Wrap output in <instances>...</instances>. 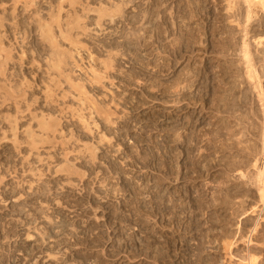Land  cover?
Segmentation results:
<instances>
[{
	"label": "rangeland",
	"instance_id": "1",
	"mask_svg": "<svg viewBox=\"0 0 264 264\" xmlns=\"http://www.w3.org/2000/svg\"><path fill=\"white\" fill-rule=\"evenodd\" d=\"M128 1L0 0V53L4 51L0 55V63L3 64L0 65V264H155L156 261L145 259L144 222L150 219L154 227H159L161 219L155 211V219L154 216L148 217L147 211L145 213L144 187L145 179L151 174V183L156 177L162 180L161 173L166 178L171 177V182L167 178L163 183L157 178L163 188L168 187L169 193L184 186L188 190L192 188L190 191L196 189L191 193L193 199H190L193 200L191 203L195 200L192 204L197 216L191 217L196 228L191 231L193 235L189 232L188 236L191 234L189 239L196 236L195 239L199 237L200 240L204 233L209 242H206L207 249L201 256L193 254L198 243L195 244V239L190 242L191 248L180 244L181 237L187 236L185 231L194 225L191 217L185 218L177 229L180 236H176V243H169V250L164 251L169 253L164 254L166 259L160 260L161 264L165 261V264H200L202 254L207 258L201 259H208L209 264H229L230 261L242 260L245 255V234H242L243 238L238 227H244L246 223L249 226L256 219L254 215L242 218L243 212L250 211L257 201L254 195L255 171L250 162L241 168L247 176L245 179L239 177L237 171L226 174L225 163L221 160L228 156L226 146L236 148L233 149L235 153L246 145H258L257 136L262 127V108L256 92L251 89L244 72H240L242 61L237 53L240 31L228 24L224 0H197V4L190 0H165L162 2L164 5L161 3L164 8L160 9V16L164 15L168 30L180 13L189 16L199 11L198 17L202 15L205 19H201L203 22L198 21V17L193 19L191 29L194 37L199 35L195 38L200 44L196 45L193 55L189 53L180 60L166 83L173 81L186 67L199 68L202 63L213 59L215 72L211 75L214 82L210 94L216 90L215 95L212 93L213 96L210 95L206 101L203 111L200 105L189 106L197 116L205 113L206 123L197 128L202 141L196 154L208 160L201 162L202 167L211 160V170L203 167L192 173L191 165L194 163L183 158L184 150L179 151L180 155L171 162L172 165L166 162L170 166L165 170L167 165L160 163L158 150L162 112L169 111L162 104L165 101L159 92L162 78L157 71L163 56L158 36L162 28L159 26V30L152 33L159 40L152 39L153 43L147 47V24L142 19V11L148 3L156 4L158 0H135L131 4ZM201 5L205 11L200 9ZM117 6L124 8L115 13V17L100 12L104 8L115 11ZM206 13L210 15L206 17ZM172 15L175 19L171 18ZM177 20L174 21L173 37L177 25H181ZM202 25L206 36L200 33ZM258 33L264 36V27L258 29ZM228 46L226 57L221 58L218 54ZM213 49L214 55L211 53ZM215 55L220 57V61L213 57ZM5 56L11 57L6 60V65ZM222 64L228 68L232 65L224 78L220 73ZM257 71L264 90V62L257 65ZM230 88L240 105V111L234 114L239 120L231 119L233 136L226 130L220 131L216 121L223 114H218L214 110L217 108H211L209 102L223 90L229 93ZM9 92L14 93L10 95ZM243 96L247 97L246 100ZM169 98V105H172ZM183 116L185 113L180 114V122L185 118ZM44 122L54 130L46 131ZM32 138L35 139L33 142ZM207 146L211 147L208 151ZM149 155L153 161L147 157ZM259 164L262 167V160ZM228 188L232 193L235 188L240 192L232 197L231 205L228 203L224 207L221 202ZM248 189L249 197L242 193ZM197 208L204 212L199 214ZM262 214L264 216V210ZM211 215L213 218L209 217ZM165 222L162 227L166 224L169 227L165 228L170 230L172 221ZM201 222L203 225L215 224L212 223L211 227L205 225L204 230L207 228V231L201 228V232L196 234L197 224L201 226ZM262 227L264 229V221ZM223 230L238 241L230 251L234 257L231 260L224 250L223 240L229 239H224ZM260 235L258 238L262 239ZM260 243L261 246L251 249L258 264H264V241ZM183 247L194 248V251Z\"/></svg>",
	"mask_w": 264,
	"mask_h": 264
},
{
	"label": "bare ground",
	"instance_id": "2",
	"mask_svg": "<svg viewBox=\"0 0 264 264\" xmlns=\"http://www.w3.org/2000/svg\"><path fill=\"white\" fill-rule=\"evenodd\" d=\"M134 1L135 0H129L128 4L134 3ZM163 1H165V0H158V1H156V4L155 3H151V1H150V3H148V5L146 4L147 6H146L145 11H142L143 12V15H142L143 18L142 19H145V24H147L146 27H145L146 30H147V33H146L147 37L146 38H148L147 41H146L147 47L150 46L151 43H153V42H151L152 39H154V40L158 39L159 40V38H161L160 42L162 43L161 44V48H162L161 49L162 50L161 53L163 54V56H161L162 57L161 58V62L158 65V70H157L159 72V74L161 75V78H162L159 92L161 93L160 96L162 97V99H165V101H162L164 109H169V111H167V113L165 111L162 112V117H161L162 121H160L161 122V126H162V128H161V140H160L161 142H160V144H158V145H160L159 146L160 148L158 149L160 151V154H159V157L161 158L160 159L161 160L160 163L163 165L166 162H168V163L170 162V164H171V162L175 161L176 157H179L178 156V155H180L179 151L180 150L181 151L184 150V152H182V153H185V156L183 158H187L190 162H192L191 164L194 163L193 165H191L193 167L192 169H194V172H192V173H195V170L196 171H200V169L203 168V167H204L203 169H206V170L208 169V171H209V170H211L210 169L211 166L209 164L211 162V160H209V163H206L205 165L203 164V167H202L201 166V162L202 161L208 162V160L206 159L205 156H203V155H199L198 156L196 154L198 149L200 148V147L198 148V145L202 141V139H200V138H202V136L201 137L198 136V135L201 134V132H199L200 134H197V128H198V125H202V124L206 123V117L204 116L205 113L197 116V113H195L194 110L192 111L193 108H191L189 106L200 105L201 106V111H203L204 110V105L206 104V101H208V98L210 97V95L211 96H213V94L215 95V91L216 90L212 92L213 94L212 93L210 94V91H212V89H213L212 88V84L214 82V78L212 79L211 75L214 74V72H215L214 71L215 63L212 62V60H213L212 59L211 61H209L207 63L206 62L202 63L201 66H199V68L190 69V67L188 66L179 75H177L175 77V79H173V81H170V83H166V81H168L170 79V75L175 72L180 60H184L187 57V54H189V53L193 55L195 48H197L196 45L200 44L198 42L197 38H195L196 36L199 37V35L195 34L196 36L194 37L193 36V29H191V24L193 23L192 21H194L193 19L198 17L197 14H199V11L195 12V13H197L195 15H192V14L189 15L188 14L189 16H186L187 14L184 16L183 15L184 13H182V14L180 13L181 15L178 14L179 16H178L177 19H179V22L181 23V25H179V26L177 25L176 35L173 37L172 35L175 34V32H174L175 31V29H174L175 27L174 26L176 25L174 21L177 22L178 20L175 19V17L172 15L171 18L175 19L174 21H172V27H169V30H168L167 27H165L166 26L165 24H167V21L165 23L164 20H166V19L163 18L164 15L161 14V16H160V12L162 10L161 8H164L163 6L161 7V3ZM196 1L197 0H190L191 3L196 2ZM224 1H225L224 11L226 13L225 16H226V20L228 21V24L229 25L230 24L233 25L235 27V29L238 28L239 31H240L239 32L240 36L238 38V41H239L238 46L239 47L237 48V50H238L237 53H238L239 58L242 61V68H241L242 70L241 71L238 70V71H240L241 73L244 72L245 78L247 79V81L249 83H251V84H249V85H251L250 87H252L251 89L256 92L257 100L260 103L259 106L262 108V110H260L261 111V117L260 118H261V122H262V127L261 128L259 127L260 128L259 129V134L257 136V139L259 140V144L258 145L256 143L246 145L245 147H243L244 149L243 148L242 149H238L237 152H235V153H233V149H236V148H233L232 146L229 145V146H226V150H227L228 156L227 155H225V156L222 155L223 159H221V160L224 161V163H225L223 165L225 173L227 174V172H230V171L231 172L232 171H237L238 173H240L239 177L244 178V179L247 176L244 173L245 171H242L241 168H243V167L245 168L251 162L250 164L253 167V170L255 171V172L253 171L254 172V175H253L254 176V182H255V185H256V191H255L254 195H255V197L257 199V201L255 202L254 206H252L250 211H248L249 213L246 212V211H245V213L243 212L244 216L242 217V218L246 219V216L254 215L256 219L255 220L253 219V222L249 226L246 223V225L244 226V227L248 226L246 228H244L243 225L238 227V228H240L241 235L243 233L245 234V238L243 237L244 235H242V237L244 238L243 242L245 243V246L247 247L245 255L243 257H241L242 260L239 259V261L236 262V263H233V262L230 261L231 259L234 258L233 254L230 253V251L233 250V247L236 245V243L238 241H237V239L236 240L234 239V236H232V237L229 236L230 234L228 235V232H225V230L222 231V234L225 236L224 239H229V240L231 238H233V239L231 241H229V240L224 241L223 240V242H224L223 246H224V250L226 252V255H228V259H230L229 260L230 261L229 264H258L257 256H255L254 253H252L254 251L252 249L253 248L255 249V246H257V247L261 246L260 241H264V229L262 227V222L264 221V216L262 214V212L264 210V90L262 89L261 81H260V75H259V73L257 71V65L260 64L261 62H264V36H260V34L258 33V29L264 27V0H224ZM237 1H238L239 5L237 4ZM196 4H197V2H196ZM119 7L120 6H117L115 11H108V10H106L104 8V10H102L100 12L101 13H106L107 12L104 15L109 16V17H113L115 13H118V12L121 11L122 7H120V8ZM197 8H198V6H197ZM195 9H196V6H195ZM200 9L202 11H205L203 6ZM259 13H261V15ZM110 14H113V16H111ZM165 15H166V13H165ZM209 15H210L209 13H206V17L209 16ZM227 15H229V16H227ZM201 19H202V15L198 17V21H202L204 18L202 20ZM2 20H3V18H2ZM218 20H219V18H218ZM37 21H38V19H37ZM216 21H217V19H216ZM40 22H41V20H40ZM159 26H161L160 28H162L161 29L162 31L160 30L161 33H159V35H158L159 38H158L155 35H152V33L155 32L154 30L155 29L157 30ZM202 26H203L202 27L203 30L200 33L203 36H206V33H205L206 29H204V25H202ZM144 31H145V29H144ZM160 31H158V32H160ZM229 32L232 33L231 30ZM251 32H253V34H252L253 37L250 35ZM169 35H171L173 37L171 40H169V37H171ZM248 36H251L250 39H251V41L253 40V42H251V43L249 42L250 39H249ZM2 41H4V40H2ZM49 42H51V39H50ZM53 45H56V44H53ZM262 46H263V48L260 50V47H262ZM204 47H206V46H204ZM207 48H208V46H207ZM228 48H229V46L227 47V49L223 48L222 51L224 53L219 51L220 53L218 55H220L221 58H225L226 57L225 53L228 51ZM54 49H56V47ZM203 50H205V53H208V50H206V49H203ZM57 51H58V49H57ZM3 52L1 51L0 55ZM5 52H7V51H5ZM10 52L12 53V51H10ZM61 53H63V52H61ZM211 53L214 55V53H215L214 49L211 51ZM55 54H57V53H55ZM9 56H10V54H9ZM9 56H8V58L6 57V59L4 58L5 59L4 60V65H6L5 64L6 60H10L11 59V57L9 59ZM58 56H59V54H58ZM189 57H191V56H189ZM213 57L220 61V57H218L216 55L213 56ZM63 62H64V60H63ZM58 63L61 64V62H58ZM58 63H57V65H58ZM0 65H3L2 62L0 63ZM9 65H11V64H9ZM12 65H15V64H12ZM223 65L224 64H222V66L220 67V69L222 68L220 70L221 71L220 73H222L221 74L222 77L227 75V74H229L228 73L229 69H231V66H232L231 65L228 68V66L225 65L226 67H223ZM218 67H219V65H218ZM1 68H4V66H2ZM2 72H1V74H2ZM59 74H61V73H59ZM11 75L13 76L12 73H11ZM3 76H4V72H3ZM14 76H15V74H14ZM195 91H198L197 95H194ZM218 91H220V90H218ZM223 91H225V90H223ZM223 91L219 92L221 95L215 96V98L212 97L213 99L210 98L211 100L209 99V102L211 103L210 107L211 108L216 107L217 109H214V110H216L218 114H221V115L222 114L223 115L227 114L226 116L222 115L220 117H217V121L216 122L218 124V128L220 129V131L226 130L228 132H231V134L233 136L235 132L233 133V131H231V129H230L231 128V122L233 121V120L231 121V119L239 120L238 117L236 118L234 116V114H235L236 111L239 110V108H240L239 106L240 105H238L237 99L233 96L231 88L228 90L229 93H227V91L222 93ZM13 93L14 92L10 93V95L13 94ZM11 97L12 96H10V98ZM168 98H169V101L172 102V105H169L170 103L167 100ZM246 98H247L246 96H243L244 100H246ZM198 103H200V104H198ZM183 113H185V116H183V118L184 117L185 118L183 119L182 122H180V114H183ZM186 114H188V115H186ZM252 115H254V117H256V113H253ZM245 117H247V116H245ZM51 120H53V119H51ZM81 121L83 122V124L86 125V122H85L83 117H81ZM47 123H49V122H47ZM43 126L45 127L46 131L54 130V129H51V126L46 124V122L43 123ZM40 128L43 129V127H41V126H40ZM186 131H189V132L186 134L185 133ZM202 131H204V130H202ZM198 137H199V139H198ZM212 138H215V137H212ZM34 140L32 138V142ZM208 141H210V139ZM33 145H35V144H33ZM210 149H211L210 146L206 147V151H208ZM150 153H153V152H150ZM147 154H149V153H147ZM150 155L152 156V154H150ZM150 155L147 156V157H150V159L152 160ZM199 159H200V161H199ZM146 160H149V159L146 158ZM160 160L158 159L157 161L159 162ZM260 160H262V167L261 166L259 167ZM205 162H203V163H205ZM150 163H148V164H149V167L151 168ZM145 164H147V162H145ZM161 164H159V165H161ZM166 165H167V163H166ZM166 165H164V166H166ZM169 166L170 165L168 164L167 167H165V170ZM188 168H187V170H188ZM160 169H162V168H160ZM149 170H151V169H149ZM187 170H186V172H187ZM172 171H173V169H172ZM169 173H167V174H169ZM187 173H189V171ZM200 174L201 173H199L198 175H200ZM149 175H150V173H149ZM158 176L160 177V174ZM161 176H163V177H160L162 180H160L158 177H156L155 182L157 181L158 183L157 182L155 183L154 179H152L153 181L151 183V178H150V177H152V174H151V176L149 178L145 179L146 181H145V187H144V191L146 193V197H145V201H144V205H145V209H146V210L144 209L145 213L147 211L148 217L153 218L152 217V216H154L153 212L155 211L157 213V216L161 219L160 222L158 221L159 222V224H158L159 227L158 226L154 227L155 225L151 224L152 220L150 221V219H147V220L145 219L146 221L144 222V225H145V229H144L145 238L144 239H145V241H144L143 247H144V255L146 256L145 259H148V260L152 259V260L156 261L157 264H161L160 260L162 261V259L166 257V255H164V254L169 253V251L168 252L166 251L167 253L164 252L165 250H167L168 247H170L169 243L170 244H172V242L176 243V239L175 238L179 234V233L177 234V229L178 228L180 229V227L182 226V223H183L182 220H184L185 218L187 219V218L191 217L192 215H193V218H195L197 216L196 213L194 214V212H193L195 205H193L192 203H194L195 200L192 203H191V201H193V200L190 201V199H193V197L191 196V193H194L193 191L196 190V189H194L193 191H190V189H192V188H190L188 190V188L186 189V187L184 186L182 189H179L180 188L179 187L178 188L179 190L178 189L175 190V191L172 190L173 192L169 193V191L167 189L168 187L166 186L167 188L166 187L163 188L160 185V182H159V181H161L163 183L164 181L167 180L168 177L167 178L164 177L165 175H163L162 173H161ZM166 176H168V175H166ZM188 176H189V174L187 176H185V177L187 178ZM224 176H226V175H224ZM157 178L159 179V181L157 180ZM169 178H171V177H169ZM169 178H168V181H170ZM186 178L183 177V179H186ZM193 182H192V184H193ZM184 183H185V180H184ZM192 186H194V185H192ZM231 190H229V188L226 190L225 199L221 202V205L223 204L224 207L228 203H230V205H231L232 203L230 202V200L232 199V197L236 196L238 191L240 192V190H237V188H235L233 193H232ZM195 192H197V191H195ZM242 193L244 195H247L248 197L250 196V190L249 189L248 190H243ZM197 196H198V194H197ZM190 197H192V198H190ZM202 202H204V201H202ZM202 202H200V203H202ZM258 203L260 205L257 206ZM203 204H201V205L203 206ZM197 207H199V206H197ZM207 207H202V208H207ZM197 209H199L198 210L199 214H201L200 211H202V210L200 208H197ZM209 210H210V208H209ZM202 212H204V211H202ZM208 213H209V211H208ZM208 213H207V215H208ZM205 215L206 214H204V216ZM212 216L213 215H211L209 217L211 218ZM155 218L156 217L154 216L153 219H155ZM203 219H204V217H203ZM166 220L167 221L169 220L170 222L172 221V224H173V227H171L172 229L171 228H170V230L166 229L165 227H169L168 225L165 226L166 224L162 227L163 223ZM196 220H198V219H196ZM201 220H202V218H201ZM206 222H207V220H206ZM191 223H192V217H191ZM195 223L196 222L194 220V223H192L194 225H193V227L191 226V228L189 227L190 229H187V226L185 227V230L187 229L185 231V232H187V234H186L187 238L186 237L183 238L185 236L184 235V236L181 237V240H180V237H179L180 244L183 243L185 246L188 245V247L191 248L192 245L190 244V242L194 241L196 236H194L195 238L193 240L189 239V238L191 237V234H192L191 231L194 229ZM212 223L213 222H211V224ZM211 224H208V225H210V227H211ZM213 224H215V223H213ZM152 225H153V227H152ZM205 225L208 226L205 223H204V225L202 223V225H201L202 227L199 224H197L198 227H197V229H195V233L196 234L200 233L201 232V228H202L203 231H205V230L207 231V228L204 230V226ZM210 227H208V229ZM213 228H215V227H213ZM210 229H212V228H210ZM243 229H245V230H243ZM189 232L191 233L190 237L188 236ZM175 233H176V235H175ZM203 234L201 235L202 238L200 240L198 239L199 237H197V240L195 239L196 241H194L195 244L198 241V243L195 245L196 246V248H195V252L196 253H193L194 256H197L198 254H199L198 256H201L200 254L205 249H207V248H205L206 247V242H207V244H209V242L206 240L207 237H205ZM259 235L262 236V239L260 237L258 238ZM178 236H180V235H178ZM221 237H223V236H221ZM183 248H185V247H183ZM189 248L188 249L185 248L184 250H187V251L191 250L192 251L194 249V248L193 249H189ZM168 250H169V248H168ZM205 251H204V253H205ZM170 252H171V250H170ZM190 255H191V253H190ZM203 255L204 254H202V257H203ZM191 256H193V255H191ZM193 257H191V258H193ZM204 257L207 258V255L204 256ZM201 258H200V260H201L200 264H209L208 263V259L207 260H205V259L203 260ZM189 259H190V256H189ZM194 260H196V259H194ZM209 261H210V259H209ZM148 262H150V261H148ZM163 262H164V260H163ZM165 262L163 264H165ZM185 263L183 262V264H185ZM191 264H193V263H191ZM194 264H197V262L194 263Z\"/></svg>",
	"mask_w": 264,
	"mask_h": 264
}]
</instances>
